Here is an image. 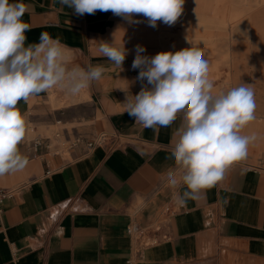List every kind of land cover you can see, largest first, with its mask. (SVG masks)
<instances>
[{"label": "crops", "instance_id": "1", "mask_svg": "<svg viewBox=\"0 0 264 264\" xmlns=\"http://www.w3.org/2000/svg\"><path fill=\"white\" fill-rule=\"evenodd\" d=\"M22 2L26 44L47 32L65 45L72 65L102 64L107 71L76 96L53 88L18 103L27 113L18 148L29 163L0 177V188L23 184L0 206V264H264V159L233 164L223 181L181 208L166 172L175 168L170 157L182 113L168 127L145 128L124 112L123 90L129 96L141 90L132 62L136 46L147 47V20L134 15L142 22L129 24L111 11L80 16L59 0ZM100 41L124 42L123 71L99 53ZM56 125L72 143L67 155L30 148ZM100 132L120 140L89 149L86 142ZM166 206L176 210L168 217L169 239L146 246L127 232L130 223H153Z\"/></svg>", "mask_w": 264, "mask_h": 264}, {"label": "clouds", "instance_id": "2", "mask_svg": "<svg viewBox=\"0 0 264 264\" xmlns=\"http://www.w3.org/2000/svg\"><path fill=\"white\" fill-rule=\"evenodd\" d=\"M55 2V0H54ZM76 15L109 12L129 24L142 21L155 28L161 21L173 26L184 11L185 0H59ZM26 6L13 0H0V177L25 169L29 160L18 148L24 140L27 113L18 103L53 88L76 96L98 81L107 71L104 65H72L59 38L41 33L39 43L26 44L30 25L22 17ZM234 44L237 43L233 39ZM190 43V42H189ZM191 44V43H190ZM98 51L123 71L128 54L124 42L100 41ZM136 46L133 69L141 90L126 93L124 112L145 128L168 127L182 113L171 157L175 168L166 172L167 186L174 191L177 206L200 199L205 191L223 181L228 169L247 158L255 134L242 130L255 119L256 103L251 84L241 82L227 91H215L209 78V61L197 46L154 56L142 55ZM184 186V191L178 189Z\"/></svg>", "mask_w": 264, "mask_h": 264}, {"label": "rangeland", "instance_id": "3", "mask_svg": "<svg viewBox=\"0 0 264 264\" xmlns=\"http://www.w3.org/2000/svg\"><path fill=\"white\" fill-rule=\"evenodd\" d=\"M138 18L146 19L142 15ZM148 29L144 38L148 52H158L159 48L162 52H175L191 44L202 49L209 61V78L215 91H227L241 82L251 84L255 119L242 133L257 137L249 146V160L259 163L264 159V0H185L184 11L175 25L158 21L157 27ZM63 127L56 125L41 134L50 137L52 144L67 155L69 143Z\"/></svg>", "mask_w": 264, "mask_h": 264}, {"label": "built area", "instance_id": "4", "mask_svg": "<svg viewBox=\"0 0 264 264\" xmlns=\"http://www.w3.org/2000/svg\"><path fill=\"white\" fill-rule=\"evenodd\" d=\"M59 136V134H57ZM67 140V139H66ZM81 138L77 137L76 142L80 141ZM119 134L116 132H100L96 134L92 139L86 142L89 149H93L97 145L107 144L110 147L116 145L117 141H119ZM68 142V141H67ZM68 146L71 145V142H68ZM44 145L48 150L51 151L54 155H65L64 152L60 150L58 145H53L50 137H38L31 141L30 148L37 149L39 146ZM67 146V151H68ZM244 164V160L237 162ZM50 170H47L46 174H50ZM23 184H19L18 186L11 187H1L0 188V206L8 199L17 195L20 192ZM183 208L184 206H180ZM176 210L170 206H166L160 212L159 218L153 223L143 226L139 223L133 222L130 223L127 227V232L134 236L135 238H142L144 240V245L150 246L157 244L162 240H167L170 238V232L168 230V217L174 215Z\"/></svg>", "mask_w": 264, "mask_h": 264}]
</instances>
